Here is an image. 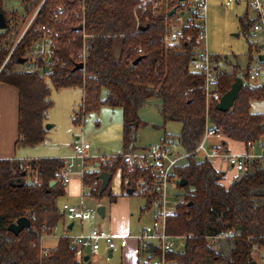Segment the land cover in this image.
<instances>
[{"label":"trees","instance_id":"16d2710c","mask_svg":"<svg viewBox=\"0 0 264 264\" xmlns=\"http://www.w3.org/2000/svg\"><path fill=\"white\" fill-rule=\"evenodd\" d=\"M162 1L152 14L151 3L147 12L135 8L139 0H21L22 15H36L17 38L16 14L6 12L4 0H0V11L7 20L5 29L0 30V82L18 92L15 144L34 146L46 139L44 124L53 106L51 88L82 89L81 103L72 118L75 125H81L84 115L97 112L103 104L120 107L121 152L86 171L83 182L88 195L101 200L109 184L99 193V173L113 176L119 170L127 188L142 183L143 209H148L159 197L152 186V172L135 164L129 171L131 164L123 154L146 148L135 144L138 111L149 99L157 98L163 120L181 123L175 137L184 152L190 153L174 167L173 174L186 184L178 182L183 190L181 202L166 217L167 233L184 237V246L168 249L165 259L173 264H251L255 247L264 252V158L249 161L248 169L225 186L224 172L211 159L192 152L207 122L223 135V146L229 140L247 142L264 137V113L251 111L252 101L264 100V81L245 80L256 45L249 43L243 76L237 65L216 72L215 89L220 95L236 77L243 78L231 109L217 110L216 101L206 103L203 75L190 69L198 25H182L177 29L182 35L178 41L167 38L161 42L174 20V15L167 13L173 7L182 12L186 1L171 0L167 5ZM239 24L243 32L250 30L247 16L240 17ZM40 25L54 27L57 33V60L46 66L38 57L33 69L20 68L19 58L33 61L32 46L42 36ZM78 25L81 30L76 29ZM212 57L215 62L222 59ZM77 63L83 66L74 70ZM63 167V160L56 157L0 159V264H90L89 258H77V247L68 236H61L54 247L40 245L41 236L51 233L63 216L56 202L65 193L58 180ZM16 178L23 180L12 184ZM107 196L110 202L116 199L112 193ZM22 216L29 218L30 226L18 234L9 231L8 225ZM229 230L232 236L227 235Z\"/></svg>","mask_w":264,"mask_h":264},{"label":"rangeland","instance_id":"374dc122","mask_svg":"<svg viewBox=\"0 0 264 264\" xmlns=\"http://www.w3.org/2000/svg\"><path fill=\"white\" fill-rule=\"evenodd\" d=\"M3 7L9 14L13 12L16 14L18 21V28H16L17 38H20L35 12H31L27 16L22 15L23 5L21 0H4ZM245 9L244 4L233 3L230 6H226L224 0H207L205 15L206 39L203 44L204 48L212 55L226 58V61L222 60L219 63V70H229L234 65H237L241 76H243V71H245L249 43L255 44L258 43V40L262 41L260 33L250 34V31H242L238 17L244 14ZM174 18L179 19L182 23L186 18V11L182 15H180V12L175 13ZM32 65L33 62L28 60L21 64L20 68L28 69L33 67ZM81 91V88L72 86L58 89L51 88L50 98L53 100V106L47 112V120L44 125L46 127L48 124H53V126L47 128L48 133L43 142L34 146L17 145L16 154H25L23 158L30 159L67 158L74 154L71 145L75 141L80 142L81 140L90 145L85 159L90 164L93 162L92 159L99 161L103 157L116 155L121 152L122 111L120 107H111L103 104L97 112L84 115L81 125L73 124L74 111L77 110L81 103ZM159 108V100L153 97L138 111L140 124L135 132V144L140 147H148L164 142L175 155H183L185 152L175 137L181 130V123L176 121L165 122L160 115ZM251 111L264 113V100L252 101ZM4 124H10V129H13L11 112H6ZM209 142L223 148L217 151L223 152L222 150H225V146L221 144V141L212 138L209 139ZM261 142L264 143V137ZM227 143L232 145L229 150L242 149L244 147L242 142L229 140ZM250 150L257 153L264 152L258 146H254ZM34 153L36 155H33ZM198 157H200V153ZM211 160L216 168H222L221 171L225 172L226 182H232L236 176L241 174V171L231 167L227 162L221 161V158ZM66 161L69 165L66 166L69 167L73 174H76L81 169H90L87 162L84 168L81 166V159H69ZM184 161L185 158L181 160V162ZM225 179L223 178V182ZM70 180L71 178L67 181L65 195L57 199V205L61 207L62 204L66 203L80 206L82 203V208L90 210L91 214L84 216L80 220L77 216L63 212L62 219L56 225V236L47 235L41 241L45 247H54L57 244L56 238L62 234L69 237L87 236L93 230H97L101 235L107 236L125 234L129 236L128 246L125 248H120L119 246L114 248L111 256L108 255L106 238H98L100 248L97 250L96 255L90 253V246L85 245V240L83 239L77 243V258L84 260V256L87 255L89 256L90 264H135L137 260L140 264H160L158 259L159 251L153 255L147 251L149 243L154 247H158V240H136L134 238L135 235L141 234L144 228L151 224L155 212L159 210L157 202H154L150 208L143 209L146 205V198L140 195L143 188L142 183H138L135 190L128 194L126 192V182L122 181V175L117 170L111 178L107 193L101 200H96L87 194L83 195L88 189L86 186L82 188L80 179L77 180L79 189L74 182L73 187L69 190L68 188L71 186ZM110 192L116 195L114 202H110L107 196ZM182 193L183 190L174 183L169 185L165 190V207L171 210L174 209L175 200L182 199ZM99 206H104L105 208L103 217L97 213ZM71 222H73L72 228L66 230L67 225ZM72 240L75 241V239ZM113 241L115 245L118 244L116 239ZM50 242L53 243L50 244ZM175 244V249L181 250L183 241L176 238ZM253 253L258 256L260 264H264L263 250L255 247ZM218 264H222V262L219 261Z\"/></svg>","mask_w":264,"mask_h":264},{"label":"built area","instance_id":"2783aa9c","mask_svg":"<svg viewBox=\"0 0 264 264\" xmlns=\"http://www.w3.org/2000/svg\"><path fill=\"white\" fill-rule=\"evenodd\" d=\"M171 0H165V4L167 5ZM180 1V0H179ZM186 4L184 10L180 12V15L186 11V18L182 21V24L178 25L181 27L182 25H198V30L196 33V41L197 46L194 48V54L191 59L190 69L198 72L204 77V92L206 97V103L209 101H219L220 94L217 89H215L216 75L217 71L212 61L211 54L204 48L203 44L206 39V27H205V15H206V7L207 0H185ZM235 0H226V5H230L231 2ZM162 0H139V3L135 8L140 9L142 12L149 11V3H151V12L152 14L157 13V10L162 6ZM247 8L250 11V17L252 19V31L255 33H260L262 35V44L264 46V0H248ZM177 11V10H176ZM178 12V11H177ZM176 12V13H177ZM36 12L32 15L29 20L26 28L24 29L22 35L27 31V29L31 26L34 21ZM40 30L42 31V36L37 39L32 49L33 53V67L34 60L36 58H42L46 66H50L51 63L57 60V56L55 53L57 47V39H56V31L54 27H48L45 25H40ZM21 35V36H22ZM180 32L177 30V27L173 26L169 31L166 32V37H164L161 42H166V39L173 41H178L181 38ZM85 34H83V38ZM189 37H187L188 39ZM264 56V53L262 54ZM79 56L81 59L85 56L84 49L80 51ZM63 65V64H61ZM252 68L248 73L247 81L251 83H259L264 81V57L262 60H259L257 57L252 61ZM33 67H29L28 69H33ZM217 139L219 141L223 140V135L216 131L213 127H211L210 123L207 122L204 133L201 141L195 148L192 153H196L200 157L215 159L221 158V161L227 162L231 167H234L236 170L245 172L248 169V162L254 159H263L264 152H253L250 149H253L254 146H258L260 150H264V143L260 140L257 141H247L243 142L246 150L242 152H233L222 150L223 152H219L217 150L223 149L220 146H209V139ZM90 147L89 143L81 140L73 144L72 149L74 154L64 158L63 160L69 159H81V166L84 168L85 159H86V151ZM190 155V153H184L183 155L177 154L175 155L171 149L164 144V142L157 143L154 145H150L144 149L137 150L134 152H127L123 154V157L128 160V163L131 164L129 171L132 168V164L137 165L143 169H150L153 175L152 186L154 190L159 195V210L155 212L153 221L150 225L145 227L141 234L135 235L134 238L138 240H158L159 252L161 253L160 264H173L170 261L165 259V252L168 249L174 248L176 236L170 235L166 231V217L169 214H173L175 212L176 205L180 202V199L175 200L174 209H170L165 207L166 198H165V190L171 184H177L178 178L173 174L174 167L179 164V162ZM112 156H106L100 159L101 162L109 161ZM107 158V159H105ZM80 165V164H79ZM70 171L68 168H64L61 170L60 175L58 176V180L62 185H65L70 178ZM85 170L81 169L78 172L80 180H84ZM62 209L71 215L77 216L80 220L83 219L84 216L89 215L91 213L90 210H84L82 208V203L80 206H73L68 204H63ZM228 234H232V231H228ZM51 235L53 237L56 236L55 229L52 230L49 234H44L41 236L40 240H42L45 236ZM99 237H104L107 240L108 247L114 248V238L119 240V245L121 247L125 246L127 240L129 238L128 235H120L117 237L114 236H105L101 235L97 230H93L87 236H79L75 237L76 242H80L81 240H85V245L90 246V250L92 254H95L99 248V244L97 243V239ZM41 243V241H40Z\"/></svg>","mask_w":264,"mask_h":264},{"label":"crops","instance_id":"0c3cea01","mask_svg":"<svg viewBox=\"0 0 264 264\" xmlns=\"http://www.w3.org/2000/svg\"><path fill=\"white\" fill-rule=\"evenodd\" d=\"M180 1H185V0H180ZM247 1L248 0H235V1H233V2H231V4L230 5H232L233 3H235V4H238V5H241V4H244L245 5V12H244V14L243 15H241L240 17H242V16H247V18H248V20H250L251 21V25H250V34H254L255 32H253L252 31V19H251V17H250V11H249V9L247 8ZM224 2H225V5H226V0H224ZM186 4V3H185ZM230 5H226V6H230ZM173 8H175V7H173ZM177 12V11H176ZM175 12V13H176ZM179 12V11H178ZM174 15V14H173ZM240 17H238V19L240 18ZM174 18V17H173ZM239 21V20H238ZM179 23H181L180 21H179V19H177V18H174V20L173 21H171L170 22V24H171V27H173V26H175V27H177V29H180L181 27L178 25ZM182 24V23H181ZM255 45H256V49L253 51V54H252V60L250 61V65L249 66H251V68H252V61L257 57L258 59H259V57H264L262 54L264 53V46H263V44H262V42L260 41V40H258V43H255ZM211 54V53H210ZM213 55L211 54V57H212ZM263 59V58H262ZM261 59V60H262ZM222 60H225L226 61V58H222V59H220V60H218V62H215L214 60H213V57H212V61H213V64H214V66H215V69H216V71H219V68H218V65H219V63L222 61ZM260 60V59H259ZM247 62V61H246ZM223 70V69H222ZM238 77H240V76H238ZM242 78V77H241ZM246 80V79H245ZM242 81H243V78H242ZM246 82H249V81H247L246 80ZM251 83V82H250ZM260 83V82H259ZM82 90V89H81ZM81 93H82V91H81ZM82 95H83V93H82ZM220 97H221V95H220ZM82 98V97H81ZM218 102V101H217ZM17 107H18V92H17V90L14 88V87H12V86H10V85H7V84H5V83H2V82H0V159H11V158H17V159H30V158H23V155H25V154H16V144H15V141H16V139H17ZM11 112V117L13 118V129H10V124L8 125V124H4V121H5V117H6V112ZM15 117V118H14ZM50 126L49 127H52L53 126V124L51 125V124H49ZM263 138V137H262ZM262 138H260V139H262ZM259 139V140H260ZM78 141H75L73 144H75V143H77ZM72 144V145H73ZM229 144H231V143H229ZM227 142H226V144H225V150L226 151H234V152H242V151H244V150H246V148H245V146H244V143L242 142V144H243V146L244 147H242V149H232V150H229V148H232L231 146L232 145H229ZM72 145H71V147H72ZM209 146L210 147H213V146H216V145H213L212 143H210L209 142ZM89 151V148H88V150L86 151V152H88ZM33 155H36V153H34ZM61 155H64V154H61ZM56 158H60V159H64V158H62V157H56ZM93 160V162H92V164H90V163H88L87 161H85V166L87 165V163H88V165L90 166V169L89 170H93L94 168H97L98 166H99V162H100V160L99 161H97V159H92ZM63 162H64V167H63V169L66 167V168H68V170L70 171V178H71V180H70V184H71V186L68 188L69 190L73 187V185H74V182L78 185V189H79V182L77 181V180H79L80 178H79V175H78V172L76 173V174H73L72 172H71V170L69 169V167H67L66 165H68V163H67V161H65V160H63ZM87 162V163H86ZM69 166V165H68ZM84 166V167H85ZM218 170H222V168H217ZM85 170V169H84ZM89 170H85V172L86 171H89ZM235 177V176H234ZM111 178H112V176H111ZM224 179L226 178V176H225V172H224V177H223ZM76 179V180H75ZM101 181V180H100ZM110 181H111V179H110ZM110 181H109V183H110ZM178 182H179V179H178ZM178 182H177V184H178ZM81 183H82V188H83V186H85V184H84V182H83V180L81 181ZM222 183L224 184V183H226V184H224L225 186H228L231 182H226V179H225V181L223 182V180H222ZM67 184V183H66ZM66 184L64 185V187H65V193H66ZM177 184H176V186H177ZM88 189V188H87ZM134 190H135V188H133ZM133 190V191H134ZM88 191H89V189L86 191V193H83V195L84 194H87L88 195ZM65 193H64V195H65ZM111 193V192H110ZM72 194V193H71ZM180 202H181V199H180ZM179 202V203H180ZM64 204H66V203H64ZM157 204L159 205V197H158V201H157ZM63 205V204H62ZM58 206V208H59V210L63 213V212H66V211H64L63 209H62V206L60 207L59 205H57ZM91 214V213H90ZM105 215V214H104ZM63 217V216H62ZM154 218V217H153ZM62 219V218H61ZM153 221V220H152ZM152 223V222H151ZM70 225H71V227H70ZM72 226H73V222H71L69 225H67V227H66V230L68 229V230H70L71 228H72ZM147 227V226H146ZM53 229H55V233H56V227L55 228H53ZM52 229V230H53ZM145 229V228H144ZM229 231H231V230H229ZM101 234V233H100ZM65 236V234H62L61 236ZM103 235V234H102ZM125 235V234H124ZM227 235H230V236H232L233 235V232H232V234H228V231H227ZM61 236H59L58 238H56L57 240L61 237ZM105 236H107V235H105ZM112 236V235H111ZM120 236V235H119ZM51 237H53V236H51ZM69 237V236H68ZM114 237H117V236H114ZM70 239H71V241H72V243L77 247L78 245H77V243L78 242H76V241H73L72 239H74L75 237H69ZM44 239V238H43ZM42 239V240H43ZM114 239H116V238H114ZM177 239H180V240H182L183 241V244H182V248H183V246H184V237H177ZM41 240V241H42ZM98 240L99 239H97L96 241H97V243H98ZM117 241H118V244L117 245H115V247L114 248H116V247H120V248H125V247H127L128 246V240H127V243H126V245L125 246H123V247H121L120 245H119V240L118 239H116ZM136 240H138V239H136ZM176 240V239H175ZM53 242H50V244H52ZM56 243V242H55ZM40 245H41V247L42 248H48V247H45L44 245H43V243L41 242L40 243ZM176 245V244H175ZM150 247H153L154 248V250L155 249H157V251H155V253H158V251H159V249H158V247H154L152 244H148L147 245V251H148V249H150ZM99 248H100V246H99ZM99 248H98V250H99ZM114 248H109L108 247V243H107V251H108V255L109 256H111L112 255V251H113V249ZM181 248V249H182ZM174 249H175V246H174ZM154 250L153 251H148L150 254H154ZM175 250H177V249H175ZM90 253H91V250H90ZM160 253V252H159ZM92 254V253H91ZM97 254V251H96V253L95 254H92V255H96ZM160 255H161V253H160ZM160 255H158V259H159V262H160V260H161V258H162V256H160ZM252 256H253V261L251 262V264L253 263V264H260V262H259V260H258V256L257 255H255V253H253L252 254ZM88 258H89V256H88ZM135 264H140V263H138V260L135 262ZM211 264H218V261H212L211 262Z\"/></svg>","mask_w":264,"mask_h":264},{"label":"water","instance_id":"95a60500","mask_svg":"<svg viewBox=\"0 0 264 264\" xmlns=\"http://www.w3.org/2000/svg\"><path fill=\"white\" fill-rule=\"evenodd\" d=\"M176 12V8H172L168 13L167 15L170 16V15H173L175 14ZM7 25V20H6V17L4 15V13L2 11H0V30L2 29H5ZM82 26L81 25H78V27L76 28L77 30H81ZM263 57H259V59L261 60ZM139 58L135 59L133 61V64H136L138 62ZM18 62L20 64H23L24 62H26V58H19L18 59ZM83 66V63H77L75 65V69H81ZM243 84V81H242V78L241 77H236L233 81V83L231 84L230 88L221 95L219 101L215 104V108L217 110H220V111H229L234 103V101L236 100L237 96H238V93L240 91V88ZM49 124L45 127V128H49ZM98 178L101 180V184H100V189H99V193H102L108 186L109 184V181L111 179V173L109 172H106V171H101L98 175ZM23 179L22 178H16L12 181V184H17L19 183L20 181H22ZM54 184V182H51L50 185ZM186 184V181L184 179H180L179 180V185L180 186H184ZM133 188H127L126 192L129 194V193H132L133 192ZM191 204V203H189ZM97 213L100 215V216H104L105 214V208L104 206H99L97 208ZM30 226V220L28 217L26 216H22V217H19L17 218L14 222L10 223L8 225V230L11 231L12 233L14 234H18L22 229L24 228H28ZM71 227V225H70ZM154 248L153 247H150V249H148V251H153ZM88 260V256H84V261ZM253 264V263H252Z\"/></svg>","mask_w":264,"mask_h":264}]
</instances>
